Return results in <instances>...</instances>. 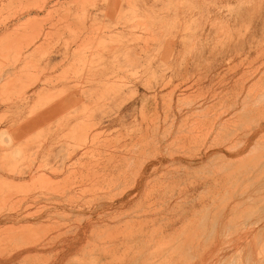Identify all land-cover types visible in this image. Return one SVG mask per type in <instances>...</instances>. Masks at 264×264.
Segmentation results:
<instances>
[{"label":"rangeland","instance_id":"rangeland-1","mask_svg":"<svg viewBox=\"0 0 264 264\" xmlns=\"http://www.w3.org/2000/svg\"><path fill=\"white\" fill-rule=\"evenodd\" d=\"M0 264H264V0H0Z\"/></svg>","mask_w":264,"mask_h":264},{"label":"bare ground","instance_id":"bare-ground-1","mask_svg":"<svg viewBox=\"0 0 264 264\" xmlns=\"http://www.w3.org/2000/svg\"><path fill=\"white\" fill-rule=\"evenodd\" d=\"M5 12V11H4Z\"/></svg>","mask_w":264,"mask_h":264}]
</instances>
